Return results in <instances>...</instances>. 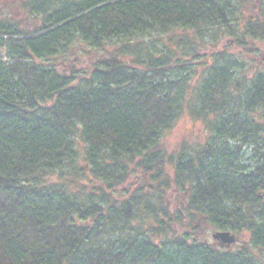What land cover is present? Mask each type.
<instances>
[{"label":"trees","instance_id":"trees-1","mask_svg":"<svg viewBox=\"0 0 264 264\" xmlns=\"http://www.w3.org/2000/svg\"><path fill=\"white\" fill-rule=\"evenodd\" d=\"M11 8L25 24L0 18V264H264V70L248 60L264 0ZM184 116L205 137L169 151ZM208 228L248 247L194 235Z\"/></svg>","mask_w":264,"mask_h":264},{"label":"rangeland","instance_id":"rangeland-1","mask_svg":"<svg viewBox=\"0 0 264 264\" xmlns=\"http://www.w3.org/2000/svg\"><path fill=\"white\" fill-rule=\"evenodd\" d=\"M18 0H0V18L2 19H12L14 21H18L20 23L25 24L23 20L22 14L18 11H14L11 8V4ZM248 57V56H247ZM248 60H253V64H250L251 67L258 65L261 70H264V44L260 45V52L257 56L248 57ZM206 131L204 129V125L201 121H194L189 117L184 116L170 129L165 132L164 139L167 143V149L175 150L178 144L182 140H187L190 143H196L197 141H202L205 137ZM185 231H190L187 227L184 228ZM214 231L212 228H208L203 232L194 233L197 238L201 240H205L208 242H212L211 233ZM239 245H247L248 246V236H239Z\"/></svg>","mask_w":264,"mask_h":264},{"label":"water","instance_id":"water-1","mask_svg":"<svg viewBox=\"0 0 264 264\" xmlns=\"http://www.w3.org/2000/svg\"><path fill=\"white\" fill-rule=\"evenodd\" d=\"M214 243L229 248L238 241V237L231 231H213L211 234Z\"/></svg>","mask_w":264,"mask_h":264}]
</instances>
